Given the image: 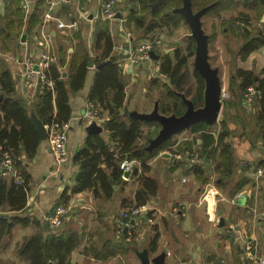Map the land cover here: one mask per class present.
<instances>
[{
  "label": "crops",
  "instance_id": "1",
  "mask_svg": "<svg viewBox=\"0 0 264 264\" xmlns=\"http://www.w3.org/2000/svg\"><path fill=\"white\" fill-rule=\"evenodd\" d=\"M102 1L2 0L0 3V64L12 76L15 96L27 106L40 92L37 79L24 75L25 60L37 59L45 53L58 58L60 50H65L63 67L66 69L75 50L86 54L88 63L92 60V65L88 64L83 87L69 95L71 113L66 123L70 159L56 164L46 139H43L31 160H26L23 155L22 161L14 162L15 166L22 162L28 170L30 189L25 206L19 211L7 212L9 216H17L24 221L14 222L8 231L0 232V264H30L28 253L23 251V243L36 232H40L42 237L51 233L45 217L52 212L65 189L69 196L63 204L67 213L63 216L61 230L73 229L81 234L80 243L70 252L68 264H144L139 255L144 250L149 258L147 264H157L153 260L163 252V264H264V171L256 176V169L264 159V130L258 127L255 118L247 114L249 111L256 112L257 106L253 104L256 97L250 105L240 104L247 112L243 117H240L243 114L239 112L240 108L227 107L228 117L232 118L228 123L229 133L224 136L223 142L229 143V158L223 160L219 154V118L212 123L203 121L209 126L205 131L193 129L198 121L163 138L158 116L172 114L165 115L159 111L161 84L168 81L160 72L163 54L157 51L159 46L152 39L161 38L163 43L169 41L172 27L177 25H167L159 18V27L152 32H142L136 21L129 22L132 8L136 15L143 14L138 7H133L137 4L136 0H116L113 19L102 20ZM240 1L249 9L260 8L258 0ZM124 2L125 7H122ZM217 3L218 0L195 12L191 5L192 13H198L202 32L201 18L213 12L217 15ZM130 5H133L132 8ZM153 10L151 7V13ZM181 17L184 18L183 15ZM143 18L149 19L150 16ZM260 18L264 21V11ZM184 22L191 33L185 18ZM103 28L112 38V48L106 58L113 57L118 61L119 77L125 84L122 113L145 122L141 142L147 138L146 149L149 152L161 146L158 154L147 161L146 170L142 171L143 176L155 180L157 185L143 204L149 208L147 216L134 218L132 228L123 227L122 230L115 222L118 211L135 205L138 194L145 195L147 192L142 178H138L141 173L138 160L134 159V167L127 174L123 171L121 182L113 185L109 198L95 197L91 190L71 193L79 169L74 155L84 145L89 134L86 126L91 123L82 114L87 102H90L88 95L95 76L105 62L104 42L97 40ZM187 40L189 38L184 45ZM143 43H151L154 54L137 65L129 64L126 60L129 48ZM173 43L181 49L179 41L173 40ZM174 51L164 54L172 55ZM263 51L264 46L252 51L245 59L237 56L234 66L251 69L258 77H264ZM206 56L209 68L216 72L221 90L228 91L226 99L232 100L229 89L233 72L229 70L228 74L220 75L219 68L211 65L208 38ZM254 57L256 63L252 62ZM194 60L195 54L193 64ZM238 60L243 63L238 65ZM146 61L153 62L155 75L150 76L145 69ZM194 88L193 84L192 94ZM183 99L191 101L187 96ZM193 106L198 108L202 105ZM99 115L105 120L107 113L104 111ZM245 117L248 122H245ZM97 125L102 126L99 134L113 149L116 143L109 140V131L103 127V122ZM184 150L195 154L194 163L185 158L174 161L173 153ZM230 161L235 166L232 171H227L226 164ZM101 166L104 167V164ZM10 177L0 172V179ZM247 239L253 241L254 257L245 251ZM47 262L55 264L52 260Z\"/></svg>",
  "mask_w": 264,
  "mask_h": 264
},
{
  "label": "trees",
  "instance_id": "2",
  "mask_svg": "<svg viewBox=\"0 0 264 264\" xmlns=\"http://www.w3.org/2000/svg\"><path fill=\"white\" fill-rule=\"evenodd\" d=\"M155 1L136 0L137 4L133 7L140 6L139 10L143 12L142 16L136 15L134 8L130 11L129 22L136 21V26L142 32H152L153 29L159 27L160 19L164 20L167 25H177L181 19L180 14L172 12V8L177 6L176 4L180 5L181 0H164L151 13L152 4ZM221 4L222 1L218 0L216 6ZM258 5H260L259 16H261L264 11V0H258ZM148 16H150L149 19L143 18ZM18 25H20V18ZM241 35L243 43L239 46L237 55L241 59H245L252 51L264 46V21L260 27H255L253 30L244 29ZM101 39L104 42L105 62L95 76L88 100L99 109L100 114H103L104 111L107 113L103 127L109 131V140L114 141L116 145L110 149L109 142H106L97 132L89 133L86 136L84 145L74 155V161L79 165V169L71 193L91 190L95 197L109 198L113 193V185L122 180L123 171L120 169L119 163L125 158L135 159L141 164V173L138 178H142L143 186L147 191L145 195L138 194L135 205H143L147 197L153 194L157 185L155 180L143 176L142 171L146 170L147 161L158 154L161 146L149 152L146 149L147 138L145 142H141V138L145 134L142 129L145 122L122 113L125 104V84L119 77L118 61L113 57L106 58L112 48V38L106 28H103L102 32L97 35V40ZM195 44V40L189 38L184 54L179 48L172 55L163 54L161 56L160 72L166 76L168 81V83L161 84L162 89L159 94V111L162 114L177 116L183 114L186 104L180 94L190 97L195 106L202 105L204 79L195 67L191 70L189 68ZM65 58V50H60L59 57L46 70L48 77L54 80L53 89L40 92L30 106L15 96V83L12 76L9 70L0 64V157L9 156L16 164L17 160L22 161L23 155L26 160H31L34 156L37 145L43 139L36 130L30 117V111L34 112L46 127L47 133L50 128L59 127L69 119L71 113L69 95L83 87L88 70V56L75 50L68 69L63 67ZM257 75L251 69L234 66L229 89L233 99L223 100L221 116L218 121V142H221L219 154L223 160L229 158L231 154L229 143L223 142L224 136L229 133L228 123L232 118L228 117L227 107L230 105L240 108L239 112H243L240 117L241 115L243 117L247 112L246 108L240 107L242 104L240 98L249 86H253L257 91L253 102L257 106V110L254 114L251 111L247 114L251 118H255L258 127L264 130V77ZM191 78L195 85L193 94ZM208 127L203 121L193 125V129L198 131H205ZM181 153L184 154V158L185 155H194L190 154L189 150H184ZM84 159L88 161L82 163ZM101 164H104V167ZM226 165L227 171H232L235 166L232 161ZM16 168L21 174V182L16 183L12 177L0 179V212L4 215L0 217V232L8 231L14 222L24 221L23 218L7 214L9 211H19L25 206L30 189L31 176L26 167L21 162L16 165ZM68 196V190L65 189L61 199L54 207L65 204ZM51 230V233L46 237H42L40 232H36L23 243V251L28 253L30 264H46L48 260L54 261L55 264H68L70 252L80 243L81 234L73 229L51 228Z\"/></svg>",
  "mask_w": 264,
  "mask_h": 264
},
{
  "label": "built area",
  "instance_id": "3",
  "mask_svg": "<svg viewBox=\"0 0 264 264\" xmlns=\"http://www.w3.org/2000/svg\"><path fill=\"white\" fill-rule=\"evenodd\" d=\"M2 0H0L1 3ZM89 1V0H85ZM116 0H103L101 4L100 16L102 20L113 19L116 14ZM151 43H143L135 45L133 48H129L128 55L126 60L129 61V64L137 65L144 60L150 59L149 52L152 50ZM56 61V57L50 54H42L37 59H27L24 62V75L27 78H36L38 81L39 92L44 90H52L54 87V80L49 78L46 70L51 63ZM257 96V91L253 86L247 87V89L242 94V102L245 105H250L253 99ZM227 97V93L224 90H221L220 101L221 106L223 100ZM83 118L95 122L96 124H101L104 119L99 115V112L96 109V106L92 102H87L85 112L82 114ZM68 124L66 122L62 123L59 127H52L47 133L46 141L49 145V148L54 156L56 164L63 163L70 159V155L67 151V139H68ZM172 157L176 162L179 159L184 158V155L181 153H173ZM185 158L190 162L194 163V155H185ZM134 159H122L119 163V167L122 171H131L134 167ZM264 171V159L263 163L259 165L256 169V176L262 175ZM0 172L7 174L13 178L16 183L22 181L21 174L19 170L13 163V160L9 156L0 157ZM231 201H235L232 199ZM148 207L145 205H129L127 207L121 208L118 211V215L115 218L117 222V227L119 230H122L123 227L132 228L133 220L139 216H147ZM177 211L178 210H174ZM67 213V209L63 204L55 206L51 213H49L45 218L52 229L61 228L63 224V216ZM3 213L0 212V217H3ZM149 220V219H148ZM131 234V233H129ZM245 251L247 255L254 257L252 253L253 241L247 239L244 244Z\"/></svg>",
  "mask_w": 264,
  "mask_h": 264
},
{
  "label": "rangeland",
  "instance_id": "4",
  "mask_svg": "<svg viewBox=\"0 0 264 264\" xmlns=\"http://www.w3.org/2000/svg\"><path fill=\"white\" fill-rule=\"evenodd\" d=\"M125 1L127 2V0ZM215 1L213 0H192L191 5L194 8L193 12ZM220 1H223L224 3L221 4L220 6L215 7L217 15L213 14L214 13L213 12L211 14H208L207 16H203L201 18V21H202L203 34L205 36L206 34L208 35L207 38H208V52H209L210 63L211 65L219 68L220 75L221 74L225 75L229 73L228 72L229 70L230 72H233L234 70L235 59L236 58L238 59L239 57L237 55V51H238L239 46L243 43V37L241 35L243 30L244 29L253 30L255 27H260V24H262L263 21L260 20L261 16H259V9H255L256 11L253 8L249 9L243 6V4L241 3L242 1L240 0H233V2H229V0H220ZM126 2L123 3L122 7L125 5ZM176 5L177 6H174L172 8V12L179 14V12L177 11L175 12L174 10L181 7V4L180 5L176 4ZM223 5L226 6V8H221V6ZM130 6L132 8L133 5H130ZM138 9H140V6H138ZM172 30L173 31H171L172 33L171 36L168 37L169 41H165V43H163L160 40L161 38L158 40L155 37L152 39V41L155 42L156 46H159L157 51H160L161 54H164L165 52L172 53L174 49L175 50L177 49L176 48L177 45L173 43V40H177L179 41L180 44H182L181 50L184 54L185 53L184 51L186 50V47L188 45L187 42H189L187 40L186 44L184 45L186 38L193 39V37H191L190 29L187 23L184 22V18L181 17V19L179 20L177 24V27L176 28L172 27ZM159 31H162V29ZM195 51H196V44H195L194 54H195ZM194 54L191 56L192 59H190V63H191L189 67L190 70L192 69V66L194 65L193 64ZM146 62H147L146 64L147 67L145 69L148 70L150 76L155 75L156 73L154 71L153 62L151 61H146ZM241 62L242 61L238 60V65L243 63ZM252 62L256 63V57L252 59ZM190 82L192 83V78L190 79ZM226 93L228 92L226 91ZM221 111H222V106H221L220 112ZM220 116H221V113H219L218 118H220ZM244 120L245 122H248L247 117H245Z\"/></svg>",
  "mask_w": 264,
  "mask_h": 264
},
{
  "label": "water",
  "instance_id": "5",
  "mask_svg": "<svg viewBox=\"0 0 264 264\" xmlns=\"http://www.w3.org/2000/svg\"><path fill=\"white\" fill-rule=\"evenodd\" d=\"M163 0H156L152 5V10L154 7L159 5ZM175 12L181 13L185 20L189 23L191 28V37L196 42L195 60L194 67L199 72V74L204 79V92H203V104L198 108H194L191 101L184 100L187 105L185 111L180 116H158V120L162 124V137H167L170 134L181 130L193 123L198 121H205L207 123H212L218 119L220 109H221V87L219 80L217 78L216 72L209 68L206 60L207 55V38L203 34L198 13L193 14L191 10V0H182V6L175 9ZM150 57L154 54L153 51L149 52ZM89 66L92 65V60L89 61ZM99 67V66H98ZM184 96L182 95V98ZM30 117L35 124L36 130L39 133L41 139H46L47 131L46 127L41 123V121L35 116L34 112L30 113ZM102 130V126L97 125L95 122H91L86 126L87 133H99ZM88 160L84 159L82 163H86ZM128 172L126 171L125 174ZM140 258L144 264L149 262L147 257V252L144 250L139 253ZM165 253H161L159 256L154 258V262L157 264H163V258ZM46 264H53L52 262H47Z\"/></svg>",
  "mask_w": 264,
  "mask_h": 264
}]
</instances>
